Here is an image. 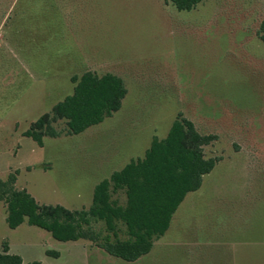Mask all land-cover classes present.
Instances as JSON below:
<instances>
[{"label":"rangeland","instance_id":"374dc122","mask_svg":"<svg viewBox=\"0 0 264 264\" xmlns=\"http://www.w3.org/2000/svg\"><path fill=\"white\" fill-rule=\"evenodd\" d=\"M85 72L119 77L121 108L78 135L57 121L60 136L39 147L25 132ZM179 115L214 137L203 154L217 164L147 255L128 263L27 223L11 230L3 202L0 253L8 246L22 264H264V0H203L190 12L169 0H0L1 181L16 174L37 204L87 210L94 187Z\"/></svg>","mask_w":264,"mask_h":264},{"label":"trees","instance_id":"16d2710c","mask_svg":"<svg viewBox=\"0 0 264 264\" xmlns=\"http://www.w3.org/2000/svg\"><path fill=\"white\" fill-rule=\"evenodd\" d=\"M169 1L178 12H190L203 0ZM71 83L72 95L25 132L39 147L44 137L60 136L52 127L57 121L65 122L70 136L101 124L119 111L127 93L123 81L112 74L98 76L85 72L71 78ZM213 140V136L199 134L190 121L179 115L166 138H154L142 159L130 161L94 187L87 210L41 206L25 190H16V174L10 175L6 181L0 180L5 222L11 230L27 223L61 243L88 241L113 258L135 262L151 251L155 240L164 236L186 195L197 192L203 177L214 169L217 160L206 159L203 154V147ZM119 193L125 198L123 205L113 200V195ZM93 223L103 224L106 233L103 238L91 229ZM120 233L124 240L119 239ZM46 255L58 257L53 252ZM0 264H22V260L9 254L8 246L4 245Z\"/></svg>","mask_w":264,"mask_h":264}]
</instances>
